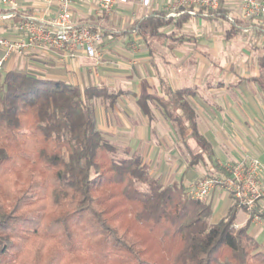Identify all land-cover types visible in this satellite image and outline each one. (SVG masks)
<instances>
[{"label":"trees","instance_id":"1","mask_svg":"<svg viewBox=\"0 0 264 264\" xmlns=\"http://www.w3.org/2000/svg\"><path fill=\"white\" fill-rule=\"evenodd\" d=\"M202 15L226 17L219 8L185 13L179 23ZM173 21L156 12L134 30L162 36ZM259 64L264 80V58ZM161 83L166 97L144 102L156 100L212 158L187 100L194 92ZM95 98L110 95L0 71V264H264L250 223L235 227V207L213 224L210 197L193 200L183 185H164L137 155L116 159L118 146L97 127ZM255 216L264 219V211L256 207Z\"/></svg>","mask_w":264,"mask_h":264},{"label":"crops","instance_id":"2","mask_svg":"<svg viewBox=\"0 0 264 264\" xmlns=\"http://www.w3.org/2000/svg\"><path fill=\"white\" fill-rule=\"evenodd\" d=\"M176 2L153 0L146 9L129 0L104 13L96 0H71L73 23L101 33L97 44L101 59H89L81 49L74 54L32 49L10 57L4 70H27L83 91L106 89L110 99L92 101L97 104L96 122L103 136L127 156H139L149 174L164 185L187 188L206 175L223 177L225 173L216 165L224 168L257 158L264 166V80L259 64L264 58V20H246L238 0H223L220 8L226 17L192 16L179 23L180 17L172 16L174 21L157 37H144L134 30L153 13L169 15V7ZM58 11V0L21 1L13 19L5 22L6 29L12 40L24 38L25 33L19 32L22 21L46 22ZM134 43L140 45L138 51L130 50ZM3 52L0 48V56ZM161 81L172 91L194 92L187 100L212 158L202 154L190 130L181 135L178 124L156 100L144 102L147 96L166 97ZM210 200L213 224L235 207V227L250 223L249 233L264 252V219L252 217L221 188L214 189ZM256 207L264 211V200Z\"/></svg>","mask_w":264,"mask_h":264},{"label":"built area","instance_id":"3","mask_svg":"<svg viewBox=\"0 0 264 264\" xmlns=\"http://www.w3.org/2000/svg\"><path fill=\"white\" fill-rule=\"evenodd\" d=\"M21 1L35 2L38 0H0V23L13 19L19 10ZM51 3L53 0H45ZM92 1V0H86ZM100 10L111 13L114 6L127 3L129 0H96ZM142 7L149 9L153 0H133ZM223 0H177L169 7V16H180L185 13L195 15L198 11L208 13L221 7ZM241 4L243 17L249 21L264 20V0H238ZM59 11L55 17L46 22L36 23L34 20L22 21L19 32L25 33L24 38L12 40L0 38V71L5 69L6 62L13 55L23 56L32 49L52 48L75 53L83 50L89 59L99 61L101 55L97 50L102 35L89 27H79L73 23L71 0H58ZM223 177H204L197 183L190 184L186 190L193 200H206L214 189L221 188L230 194L237 205L252 212L258 202L264 200V166L257 158L226 165Z\"/></svg>","mask_w":264,"mask_h":264},{"label":"rangeland","instance_id":"4","mask_svg":"<svg viewBox=\"0 0 264 264\" xmlns=\"http://www.w3.org/2000/svg\"><path fill=\"white\" fill-rule=\"evenodd\" d=\"M226 22V21H225ZM225 22H223L222 23V25H224L225 24ZM227 23V22H226ZM1 37H3V38H7V39H12V38H14V36H10L9 35V33H8V31H7V29H6V24L5 23H0V38ZM248 40V39H247ZM135 45H134V49H130L131 51H135V50H139L140 49V45L139 44H137V43H134ZM83 62H85V63H88V61L87 60H85V59H83L82 60ZM212 79L211 80H213L214 79V77H211ZM91 104H92V106H93V108H94V111H95V113H96V111H97V104L95 103V102H91ZM95 117H96V115H95ZM118 148H119V146H118ZM127 155H126V152H125V150L124 149H121V148H119L118 149V152L115 154V157H116V159H123L124 157H126ZM206 176H208V175H206ZM205 176V177H206ZM209 177V176H208ZM139 187H140V189L142 190V191H147V186L146 185H144V184H139ZM210 222L212 223L213 222V219L211 218L210 219Z\"/></svg>","mask_w":264,"mask_h":264}]
</instances>
